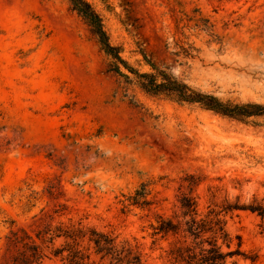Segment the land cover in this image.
Instances as JSON below:
<instances>
[{"label":"rangeland","instance_id":"1","mask_svg":"<svg viewBox=\"0 0 264 264\" xmlns=\"http://www.w3.org/2000/svg\"><path fill=\"white\" fill-rule=\"evenodd\" d=\"M88 1L140 71L152 61L224 101L264 104V0ZM113 60L70 0H0V261L11 230L30 229L35 214L60 202L75 220L150 253L152 213L120 210L142 181L153 182L156 209L167 212L187 174L202 179L204 212L264 197V115L239 120L149 94ZM226 218L234 244L239 235L264 264L259 219Z\"/></svg>","mask_w":264,"mask_h":264},{"label":"trees","instance_id":"2","mask_svg":"<svg viewBox=\"0 0 264 264\" xmlns=\"http://www.w3.org/2000/svg\"><path fill=\"white\" fill-rule=\"evenodd\" d=\"M70 2L90 25L104 51L114 59V71L147 93L196 103L239 120L264 115L262 103L224 101L213 93L194 88L152 61H148L152 71H140L110 42L101 15L88 0ZM152 183L142 181L132 193L123 194L120 199L124 214L134 209L147 212L146 216L152 213L148 223L150 253L144 252L137 239L135 242L121 239L114 230L85 223L83 218L75 220L69 216V206L60 202L43 208L40 215L35 214L30 229L19 226L7 234L4 260L0 264H46L47 258L61 264H159L158 260L161 264H241L242 259L256 264L258 255L243 248L239 235L234 244L226 217L237 211H249L259 219L258 225L264 231V197H254L249 203H242L239 198L234 202L225 199L222 204L212 202L204 212L196 194L202 179L187 174L181 177L171 212H167L156 209L160 201L152 195ZM48 190L54 194L53 186ZM156 250H160L158 256L153 254Z\"/></svg>","mask_w":264,"mask_h":264}]
</instances>
